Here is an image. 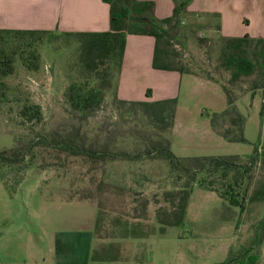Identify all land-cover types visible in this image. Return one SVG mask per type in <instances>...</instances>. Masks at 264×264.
Segmentation results:
<instances>
[{"label":"rangeland","instance_id":"rangeland-1","mask_svg":"<svg viewBox=\"0 0 264 264\" xmlns=\"http://www.w3.org/2000/svg\"><path fill=\"white\" fill-rule=\"evenodd\" d=\"M181 26L185 45L172 47L171 51L176 55L173 64L187 66L202 75L208 73L227 85L228 74L216 69L219 44L208 48L207 40L211 33L207 29L194 33L187 29L186 24ZM25 41H13L4 35L0 38V58L13 50L9 48L10 45L20 44V50H16L14 55L12 73L0 78V91L5 94L0 101V150L11 148L15 139L24 138L33 129L36 132L49 131L66 120L63 93L75 77L72 65L75 44L71 39L69 42L60 37H42L32 45L38 54L37 61H32L37 69L29 71L25 66L29 51L21 46ZM246 85L244 80L233 87V94L238 97L236 106L245 118V143H228L221 138L215 140L218 142H210L204 132L206 116L215 110L210 108H219L214 96L205 92L185 100L182 88L179 102L186 101L191 112H195V116H190L187 121L195 122L193 127L197 129V134L181 137L178 145L169 137L173 142L170 148L172 153L178 157L208 154L236 155L244 159L252 154L254 148H264V89L250 100L245 92ZM30 105L39 107L40 121L26 122L21 116V108ZM199 112H202V117ZM109 114L110 108L107 107L103 115ZM102 117L101 114L92 124L97 126ZM119 147L130 149L128 145ZM26 162L28 167L23 173V181L12 196L5 191L0 179V214L5 213L7 217L0 225V231L18 226L22 220L26 226L29 227V223L31 226L36 208L45 211L49 207L42 196L55 198L57 195L61 199L72 200L73 207L71 205L67 209V214L73 226L86 224L89 216L94 222L96 219L99 222L102 214L112 219L121 214L123 221H128L124 219L126 215L136 219L130 220L137 224L136 233L139 235L144 231V226L148 233V264H219L225 262L229 255L250 246L256 226L264 218V158L254 166L249 178L243 179L239 188H235L234 194L238 192V200L243 197L242 212L238 207L228 205L216 191L194 186L183 223L176 227H165L163 232L160 231L162 225L157 220L156 212L170 209L173 199H166L165 193H175L172 182L167 179L168 169L163 162L118 161L108 164L105 172H102V168L92 169L80 158L41 148H36L34 156ZM9 181L14 182L12 175L8 176ZM214 187H219L217 182ZM246 187V192H243ZM144 199L148 205L142 218L140 203ZM54 209L56 207L51 206L47 211L53 213ZM111 221L108 219V223ZM258 233L261 235V231ZM140 248L144 251L142 246L136 247L137 257H140ZM258 248L256 264H264V239Z\"/></svg>","mask_w":264,"mask_h":264},{"label":"trees","instance_id":"trees-1","mask_svg":"<svg viewBox=\"0 0 264 264\" xmlns=\"http://www.w3.org/2000/svg\"><path fill=\"white\" fill-rule=\"evenodd\" d=\"M102 1L109 6L110 28L107 32L62 33L56 36L49 31L0 30V38L4 35L13 41L26 39L21 46L29 51L25 60L29 71L37 69L32 61H37L38 54L32 45L42 37H60L69 42L71 39L75 44L72 64L75 77L63 93L66 120L49 131L36 132L33 129L24 138L15 139L11 148L0 150L3 188L9 196L15 193L28 167L26 161L34 156L36 148H41L80 158L92 169L102 168V172H105L104 168L108 164L118 161L163 162L168 169L167 179L172 182L175 193H165L166 199L172 198L174 201L171 200L170 209L156 212L162 232L165 227H176L183 223L194 186L216 191L228 205L238 207L239 212H242L243 197L238 200V192L234 194L235 188H239L243 179L249 178L254 166L264 158V148H254L252 154L244 159L236 155L177 157L170 150L169 138L174 125L176 99L154 102L120 100L117 98V82L127 34L152 37L153 69L199 74L187 66L174 65L173 57L176 55L171 49L173 46L185 45L181 32L183 20H191L187 29L194 33L206 29L210 24L212 31L207 40L208 48L219 44L216 69L227 73L228 78L225 85L208 73L199 74L218 84L225 97L224 109L207 116L208 125L225 142L245 143V118L236 106L238 97L233 94V87L245 80V92L249 94L250 100L264 89V37L251 38L247 34L238 38L222 37L219 34L218 15L188 14L186 6L189 0H174L171 15L160 20L155 18L154 4L149 1ZM19 45H10L9 48L13 50L0 58V78L12 73V63L16 50H20ZM4 96L0 91V101ZM107 107L110 108V114L103 115ZM19 112L26 122H38L41 119V112L36 105L23 106ZM101 114L104 118L94 126L92 121ZM119 145H128L130 149ZM11 175L14 182L8 183V176ZM216 182L219 185L217 188L214 187ZM246 190L247 187L243 192ZM147 205L146 199L140 203L142 218ZM258 231H261V235ZM263 239L264 218L258 222L250 246L229 255L225 262L219 264H256L259 259L258 247ZM94 262L92 256L90 264Z\"/></svg>","mask_w":264,"mask_h":264},{"label":"crops","instance_id":"crops-1","mask_svg":"<svg viewBox=\"0 0 264 264\" xmlns=\"http://www.w3.org/2000/svg\"><path fill=\"white\" fill-rule=\"evenodd\" d=\"M137 1L152 2L158 20L170 16L174 7V0ZM186 12L218 15L222 37L238 38L245 34L251 38L264 37V0H189ZM189 22L191 20L187 19L181 24ZM208 27L211 33L210 24ZM109 28V6L102 0H0V30L49 31L59 36L62 33H103ZM153 46L152 37L126 35L117 98L148 102L175 98L174 125L169 137L178 145L181 137L197 134L193 127L195 122L187 121L195 112H191L186 101L180 104V90L184 89L185 100L193 95L212 93L219 106L210 108L215 109L213 112L224 109L225 97L218 84L192 71L153 69ZM199 116L202 117V112ZM206 120L204 135L210 142H218L215 140L220 137L210 129L207 116ZM173 142L170 141V148ZM55 196H42L48 203L47 209L51 206L56 209L50 213L46 208L45 211L36 208L30 229L22 220L18 226L0 231V264H90L92 256L95 264H148V233L144 225V231L136 233L137 224L130 222L136 219L126 215L124 219L128 221H123L121 214L114 219L102 214L99 222L89 216L86 224L73 226L67 214V209L73 207L72 200ZM6 219L5 213H1L0 225ZM108 219L113 221L108 223ZM141 246L144 251L140 248V257H137L135 248Z\"/></svg>","mask_w":264,"mask_h":264}]
</instances>
